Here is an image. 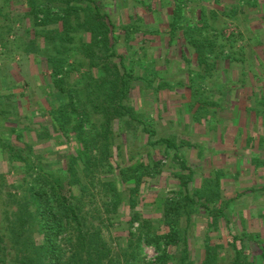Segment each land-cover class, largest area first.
Instances as JSON below:
<instances>
[{"label": "rangeland", "instance_id": "obj_1", "mask_svg": "<svg viewBox=\"0 0 264 264\" xmlns=\"http://www.w3.org/2000/svg\"><path fill=\"white\" fill-rule=\"evenodd\" d=\"M252 1L93 0L78 5L85 11L81 9L70 16L75 29L69 31L72 39L68 41L63 31L64 19L59 20L63 12L57 8L50 13V24L35 23L37 9V19L45 18L44 0H0V236H3L0 256L6 260V264L20 262L16 247H13L15 239L20 241L16 248L18 251L23 249V243L27 240L33 244L41 240L36 223L38 203L32 195V190L40 188L41 183L36 171L25 173L21 168L24 165L21 162L23 157L30 159L29 163L31 159L36 163L41 162L45 170L54 176H65V183L77 181L74 185L66 184L65 189L77 195L79 213L86 216L91 230L99 231L104 250H109L112 256L121 254L119 264H129L128 260L134 264L160 263L164 246L145 242L142 232L146 229L141 230L139 225L149 220L155 227L151 230L152 234H162L168 230L164 226L161 229L157 227L162 220L164 200L172 197L174 190L181 188L177 173L188 172L181 169V160L176 158V152L192 169L190 188L193 196L197 190L203 192L207 188L218 190L221 187L219 181L213 184L220 178L216 171L219 163L215 160H197L196 151L187 145L189 141L200 140L195 135V110L190 107L195 88L199 91L206 89L199 85L204 83L207 87H211V84L218 86L215 75L224 74L226 69L245 78V90L252 86V81H247V78L253 73L258 74L255 86L264 92V0H254L255 4ZM177 5L181 7L178 12L180 18L171 39L169 24ZM96 6L118 25L116 51L124 55V76L127 75L131 88L129 106H132L136 117L131 119L129 114L120 122L114 120L106 134L107 140L104 139L105 115L99 111L102 110L103 99L96 94L101 81L95 75L97 72L91 69L93 57L83 47L91 35L83 33L84 27L77 26L80 15L82 20L89 17L94 19ZM251 7L256 16L247 13ZM215 11L221 15H215ZM206 22L208 29L204 26ZM136 23L147 33L129 34L127 30L132 32ZM255 26L259 29H255ZM223 35H232L234 40L222 51V43L218 41L214 53H195L198 49L195 45L197 38H218L226 44ZM97 55L98 72L104 64L110 70L108 74L114 72V64L120 66L119 58L101 59L100 51ZM52 56H71L63 65V71L60 70L59 77L64 76L65 86L79 94V109L84 107L90 116L84 126L86 132L95 134L96 140L98 136L100 138L98 146L86 155L87 149L82 155L79 154L83 142L72 140L75 144H70L63 132L53 128L55 122L45 115L52 111L51 94L55 89H52L49 70L52 63L48 62ZM217 58L221 59L218 61ZM213 60L218 66L212 64ZM225 60L232 61V64H225ZM194 73L211 74L213 77L205 82L196 75L194 80ZM205 91L198 95L199 99H204ZM98 105L100 108H97ZM198 130L203 132L202 128ZM163 137L173 139L176 144L184 143L177 150L169 149L164 143L156 142ZM6 144L13 146L15 152H10ZM18 149L22 157L17 153ZM90 154L93 156L92 163L86 161ZM70 156L76 157L72 171L67 167ZM80 156L85 158L80 159ZM140 163L144 167L138 166V174L144 172V177L135 197V208L130 209L128 205L130 188L135 186L132 181L124 186L116 182L115 186L118 192L121 191L124 202L118 207L113 206L115 197H111L114 193L106 186L107 182L120 176L119 168H134ZM204 163L207 167H204ZM206 173L207 176L204 175ZM227 185L228 199L233 198L234 201L225 210L226 215L221 217L217 228L213 226L210 229L211 214L201 205H196L198 207L194 210L191 208L189 221L186 215L181 217V238L188 234L185 264L205 262V242L208 239L209 245L221 246L218 264H233L235 250L231 245V236H248L259 232L262 234L257 239L261 237L262 241L248 238L244 242L237 241L238 248L242 249L239 264H264V225L257 223L260 217L263 218L258 213L263 210L264 190L259 191L260 184L247 173L242 179L229 180ZM195 199L200 203L204 201L198 197ZM216 202L213 201L211 207L217 209L221 201ZM135 214H138L139 220L131 225L129 220ZM186 226L188 231L184 232ZM61 244L66 248L63 242ZM183 248L184 244L180 241L179 249L176 252L175 248L172 249L174 255L169 263H181V257L185 254Z\"/></svg>", "mask_w": 264, "mask_h": 264}, {"label": "trees", "instance_id": "obj_2", "mask_svg": "<svg viewBox=\"0 0 264 264\" xmlns=\"http://www.w3.org/2000/svg\"><path fill=\"white\" fill-rule=\"evenodd\" d=\"M44 1L46 3L44 9L45 18L42 20L37 19V9V11L35 10V23L41 25L50 24V13H52V9L57 8L59 12H63V16L60 17L62 19L59 20L64 19L63 31L67 36L66 40L71 41L72 38L69 34V31L74 30L75 26L70 22V16L73 13L80 11L81 9L85 11V8H79L77 6L82 5V3H91L93 0ZM180 9V5H177L176 13H174V17L169 24L171 28V39L173 32L178 27L180 18L178 12L180 11ZM40 12H42V10H40ZM79 18L80 21L77 22V26H79L80 28L84 27L83 33L86 32L91 35L90 40L86 41L88 43L84 44L83 47L85 50L89 51L91 56L93 57V62H91L90 66L91 69L94 70V72H97L95 75H98V78L101 81L100 84L97 85L96 94L103 99L102 110L99 111H103L105 115L104 119L106 127L104 132V139L107 140L106 137L108 136H106V134H108V132L111 130L114 120H118L120 122L122 121L124 116H127L129 114L131 116V119L136 118L132 106H129L130 102L128 98L130 96L131 88L129 84L130 82L126 78L127 75L126 77L124 76V55L118 54V52L116 51L118 43V25L107 13H102L99 10L98 6H96L94 19L92 17H89L88 19L84 18L82 20L81 15L79 16ZM127 32L129 34L147 33L146 30L142 31L137 23L134 24V30L132 32H130V30H127ZM199 39L200 38H197V42L195 43L196 48H198L196 50V53L198 55H204V51L214 53V48L215 45H218V41L219 43H222L220 46V49L222 48L220 51H222L227 47V44H232L234 36L230 35L229 37H224L223 39L224 41H226V44H224L223 41L218 40V38L217 40H215L216 38L209 37L202 38L201 40ZM99 51L102 54L100 56L101 59L119 58L120 66L118 64H114V72L108 74L107 72L110 70L107 65L104 64L103 69H99V73L98 69H96V64L98 63L97 60L99 58L97 53ZM70 57L71 56H68L67 58H59L57 56H52L50 61H48L52 63V66H50L49 70L52 75V89L53 87L55 89L51 94L53 98V100L51 101L52 111L46 112L45 115L49 116L55 122L53 128H55L57 131L63 132L62 134L65 135L70 144L74 146V142L76 141H78L77 143L83 142L82 147L79 148V154L82 155V153L85 151L84 149H87L85 151L86 155L88 151L92 152L93 147L98 146V140H100V138L98 136L96 140L95 134H89L88 132H86L84 126L86 125V122H89L90 116L84 107L79 109V94L74 92L72 88H67L65 86L66 82L64 76L59 77V74L63 71L62 69H64L63 65L67 64V60ZM121 71H124L123 74H121ZM97 108H100L99 105L97 106ZM138 121L141 120L139 119ZM47 134L49 135V132H47ZM72 140H74V142H71ZM156 142L164 143L167 148H174L175 150L179 149V147L184 143L182 142L181 144H176L173 139L167 137L159 138ZM107 145L109 147L108 141ZM107 145L106 149L108 150ZM6 146L10 149V152H15L13 146H11L10 144H6ZM16 151L19 156L22 157V155L20 154L21 150L18 149ZM84 158V156H80V159ZM176 158L181 160V169L188 172H182L179 174L177 173L176 177L178 178V180H181V188L174 190V195L164 200L162 220L161 222H159V225L157 227L161 229L164 226L168 228V230L162 234H152L151 230L155 227L149 220H145L139 225L141 230L146 229L144 232H142V239L145 242H147L148 244H155L158 247L164 246L162 256L161 258H159V264H171L169 263V261L174 255L172 249L175 248L176 252L180 247V241L184 244L183 253L187 251L186 243L188 242V234L184 235V238H181L182 232L180 228V219L182 216L186 215L187 220L189 221L191 208H193V210L196 209L195 207H198L196 205H201L202 207H204L205 210L209 212V214H211L210 217L212 218V222L209 226L210 229H212L213 226H215V228L218 227L221 217H225V210L229 209L231 205L230 203L232 201H224L220 194L219 188L218 190L207 188L203 192L197 190L195 195L193 196L190 188V184L193 181L192 169L187 165L186 161L183 158L181 159L178 152H176ZM86 159V161L92 163V154H90ZM29 161L30 159L26 160V158L23 157L21 159V162L24 163V165L21 168L25 173H28L29 171H36L37 179L41 183L40 188H38L37 190H32V195L36 203H38L36 223L39 230L38 235L41 236V240H39V243L34 242V244L36 243L35 248L34 244L31 241L27 240L25 243H23V249L21 251H18L16 248L19 245L20 241L15 239L13 247H16L15 252L20 259V262L18 264H119V261L121 260V254L112 256L110 255L109 250H104V245L101 243L102 240L99 231L91 230L86 216L80 215L79 213L80 208L77 204V195L74 194V192L72 193L71 190L65 189L66 184L68 186L74 185L77 183V181L69 180L65 183V176H54L49 171L45 170V166H43L41 162L36 163L35 161L33 162L32 159L30 163ZM75 161L76 157L70 156L67 164V167L68 169L70 168V171L73 170ZM154 165L157 166V164ZM138 166L141 168L144 167L142 163H140L134 168H119L120 176L117 175L114 180L107 182L106 186H109L113 191L112 193H114V195H111V197H115L113 206L118 207L124 202L121 191L118 192L115 186L116 182H119L121 186H124L126 183L132 181L134 182L135 186L133 188H130V198L128 205L130 209L135 208L137 203L135 197L139 192V186L141 185L144 177V172H142V174L140 175L138 174V171L140 169L138 168ZM217 182L218 185H220V178L219 180L216 179V181H213V184H217ZM178 194H180V196H177ZM195 197H198L199 199L204 201L200 203L199 200L196 201ZM81 199H79V202ZM216 200L218 203L221 201V204L219 205V207H217V209L214 206L211 207V205L213 204L212 202H216ZM135 215L136 216L132 220H129V224L133 225L134 221L139 220L138 214ZM184 230V232H187L188 226H186ZM231 237V245L235 250L233 264H239L242 255V249L240 250V248H238L237 241L241 240L244 242L246 238L251 241H259L257 237L254 238L251 234L248 236L232 235ZM208 241L210 242V239L205 242L206 259L203 264H218V258L220 257L219 248L221 246H219V244L209 245ZM1 242H3V236H0V243ZM61 242L64 243V246H66V248L62 247ZM1 249L2 248L0 246V251ZM186 255L187 254L185 253L181 257L180 264H185L184 262L187 258ZM0 262L1 264H6V260L1 256ZM128 262L129 264H134L129 260Z\"/></svg>", "mask_w": 264, "mask_h": 264}, {"label": "crops", "instance_id": "obj_3", "mask_svg": "<svg viewBox=\"0 0 264 264\" xmlns=\"http://www.w3.org/2000/svg\"><path fill=\"white\" fill-rule=\"evenodd\" d=\"M252 3L255 4L254 0ZM253 11V7H251L247 13L256 16ZM241 12H244V10ZM218 13V11H215V15H221ZM196 26L198 27L199 25ZM204 26H207L206 28L208 29L209 25L206 22ZM255 29H259V27L255 26ZM217 59L219 61L221 58ZM216 60H213L212 64L214 63L215 66H218V64L216 65ZM225 61V64L230 62L228 60ZM238 61L235 60L234 62ZM230 63L232 64V61ZM225 70L224 74L215 75L217 76L216 80L219 82L218 86L211 84V87H207L204 83L199 85L204 86L206 89L199 91L197 90L198 88H195L196 90L190 100V107L195 110V113H193L196 120L195 135L199 136L200 140L189 141L187 145L196 151L195 157L197 160H215V162L219 163V168L216 170L218 171L217 175L220 178L222 177L219 190L222 199L227 202L231 199L234 201L233 198L228 199L227 182L234 178L235 180L236 178L242 179L246 173L250 174L252 179L260 184L259 191L264 190V92L255 86L258 74L253 73L250 78H247L248 80L246 79L247 81H252V86L247 87L245 90V78ZM196 75L201 77L199 80L205 82L213 77L211 74L194 73L192 76L194 80ZM199 85L197 87H200ZM202 91H205L206 94V96L203 95V100L199 99L200 93H203ZM200 128H202L203 132L198 130ZM204 167H207L206 163H204ZM204 175L207 176L208 174ZM255 190L258 191L257 189ZM238 196L240 194L235 199ZM261 207L263 210L258 215L259 217L263 216V218L255 217V219L259 218L257 223L264 225V205ZM260 233L262 234V232H259L252 236L256 238ZM258 239L262 241L261 237Z\"/></svg>", "mask_w": 264, "mask_h": 264}]
</instances>
